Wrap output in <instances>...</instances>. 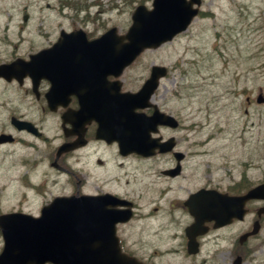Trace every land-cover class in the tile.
<instances>
[{"label":"rangeland","instance_id":"374dc122","mask_svg":"<svg viewBox=\"0 0 264 264\" xmlns=\"http://www.w3.org/2000/svg\"><path fill=\"white\" fill-rule=\"evenodd\" d=\"M152 2L0 0V61L28 60L33 52L53 44L62 29L81 28L96 37L117 27L124 34L135 8L140 4L151 8ZM143 58L127 75L144 74L151 62L167 67L161 88L175 92L174 107L184 126L192 129L189 136L184 135L185 129L179 131L180 137L189 139L181 143V149L190 157L176 181L194 177L200 186L206 175L219 178L228 173L239 175L241 170L258 178L264 169V103L256 102L259 94L264 96V0H203L198 17L186 31ZM247 95L253 98L252 104ZM27 102L26 98L19 100L11 87L4 89L0 84V131H14L10 117L19 103L21 112L38 120L36 107H27ZM40 119L47 141L30 137L34 147L24 142L0 145V213L19 207L24 198L31 211H38L43 199L23 188L25 178L37 184L47 182L45 197L63 192L64 183L65 191H71L69 180L50 166L61 142L60 119L55 115H41ZM66 161L92 171L91 154L73 155ZM168 164L164 160L159 165ZM153 229L148 228L150 242ZM168 233L165 230L164 236ZM244 264H264V246L256 259Z\"/></svg>","mask_w":264,"mask_h":264},{"label":"flooded vegetation","instance_id":"af4514ba","mask_svg":"<svg viewBox=\"0 0 264 264\" xmlns=\"http://www.w3.org/2000/svg\"><path fill=\"white\" fill-rule=\"evenodd\" d=\"M94 37L93 34L89 35V38ZM91 61L77 59L75 87H65L60 91L61 102L64 105L59 106L56 111L48 108L47 94L51 88L48 79H37L30 75L13 77L11 80L0 77V84L4 89L11 87L19 100L28 99L27 107H36L38 120L30 118L28 112H21L19 109L21 103L15 107L12 116L19 120L34 122L41 127V115H55L61 122V143L78 145L76 149L61 157L62 169L56 170L69 180L67 184L71 191H65L64 183L63 192L50 193L49 197H45V194L48 195L47 186L36 188L35 182L26 180L23 188L34 193L38 189L43 199L41 205L38 211L33 212L24 198L20 202L21 205L12 211L39 215L41 208L49 204L55 196L76 195L79 211L92 210L93 221L96 223L93 228H114L122 252L135 258L140 264H232L238 256H242L244 264L248 260L256 259L264 246L262 235L264 199L252 198L244 203L243 197L254 187L264 183V169H260L258 178L249 176L243 170L239 175L228 173L219 178L206 175L205 182L200 186H196L194 177L184 182L176 181L185 172L190 157L180 146L189 139L179 135L184 123L174 107L173 99L177 96L168 88L162 90V85L153 94L151 105L139 110L143 113L145 124L149 128L145 129L150 131V140L156 142V145L152 146L156 148L150 156L136 152L123 154L119 142L110 141L112 134L110 118L100 113L107 109V102H111L113 98L117 78L106 73L95 74L90 66ZM5 62L1 60L0 64ZM152 66L146 65L145 73L136 79L137 82H141L138 88L127 87L126 83L133 78L125 71L120 77V92L138 91L150 76ZM64 78L66 82H70L67 76ZM247 100L252 102L250 97H247ZM157 111L175 117L179 122L178 127L164 125L155 127L154 120L149 117H153ZM65 114L69 115V120L74 116L81 120L77 132L72 122H67L63 126L62 117ZM185 130L187 131L185 136H189L191 128L187 127ZM20 134L43 141L48 139L45 135L37 138L27 130L14 128L13 140L0 144L17 142ZM171 138L175 141V147L166 153L161 152L157 143ZM179 152L184 153L180 163L176 154ZM82 153L93 156L92 171L83 167L75 168L66 161L67 158ZM164 160L169 164L161 167L159 164ZM178 163L179 173L175 175L165 173L174 169ZM191 184L194 185L190 187ZM200 191H203L202 196L197 195ZM217 192L223 195L225 202L224 217L221 220L217 221L207 210L200 208L197 212L191 210L207 204V198H217ZM240 209L243 210L242 213ZM148 228H154L150 233L151 242L147 239ZM189 228L205 230V233L197 235L193 243L195 252L191 251L192 246L189 245L187 235ZM165 230H169L166 236ZM7 238L10 239L11 236L7 237L4 228H0V254L4 251ZM260 239L261 242L257 243ZM115 241L114 237L113 243ZM17 253L18 256H27L32 253V249L26 244L23 249L18 248Z\"/></svg>","mask_w":264,"mask_h":264},{"label":"water","instance_id":"95a60500","mask_svg":"<svg viewBox=\"0 0 264 264\" xmlns=\"http://www.w3.org/2000/svg\"><path fill=\"white\" fill-rule=\"evenodd\" d=\"M194 4L200 5L201 0H154L152 10L140 5L133 14L134 23L127 35L119 36L117 29L112 28L101 38L91 41L93 46L90 48L106 50L105 57L109 59L107 65L116 75H119L143 49L158 47L164 42L172 40L177 33L185 30L198 14V8H193ZM65 34L62 32V38L50 49H44L31 55V61L24 64V67L34 69L47 76L56 72L55 64L47 62V59L61 57L64 50L77 49L75 44L82 39L80 36L76 37V34L84 35L85 32L82 30L75 31L73 37H68ZM125 38L129 41L123 43ZM109 50H112L110 54ZM22 63L21 60H18L5 67H0V74H6ZM166 73L165 67H154L151 77L139 92H128L124 95L130 131L123 147L127 148L128 151L136 150L145 153L143 150L145 143L141 127L142 121L139 115L135 113V109L147 105L149 98L158 86L159 78ZM55 85L58 86L59 81ZM258 101L263 102L264 98L259 96ZM116 103L118 104V102ZM117 104H113L115 110H117ZM172 120L171 116L161 114L158 123L174 125ZM69 149L61 146L58 150V157ZM262 195H264V184L254 188L244 198L249 199ZM77 209L76 204L64 205L63 203L60 207V201L56 199L51 206L43 209L40 218L28 217L30 219L16 220L15 214H5L0 217V225L2 228H6L5 233L7 228L31 230L30 245L34 252L30 262L34 264H43L48 260L56 264H139L133 258L122 253L117 245H113L114 230L107 228L106 233H102L100 228H91L93 225L92 217L81 211L78 212ZM210 209L220 213L221 207H211ZM97 232H99V243L95 245ZM10 251L12 249L7 243L4 253L0 256V264H27V257L18 256L11 259L8 256ZM240 263L239 258L234 262V264Z\"/></svg>","mask_w":264,"mask_h":264},{"label":"bare ground","instance_id":"6f19581e","mask_svg":"<svg viewBox=\"0 0 264 264\" xmlns=\"http://www.w3.org/2000/svg\"><path fill=\"white\" fill-rule=\"evenodd\" d=\"M22 142H19L17 145L21 144Z\"/></svg>","mask_w":264,"mask_h":264}]
</instances>
